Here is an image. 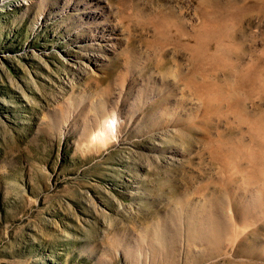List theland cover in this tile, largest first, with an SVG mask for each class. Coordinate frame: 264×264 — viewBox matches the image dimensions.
Returning a JSON list of instances; mask_svg holds the SVG:
<instances>
[{
  "label": "rangeland",
  "instance_id": "374dc122",
  "mask_svg": "<svg viewBox=\"0 0 264 264\" xmlns=\"http://www.w3.org/2000/svg\"><path fill=\"white\" fill-rule=\"evenodd\" d=\"M91 1L0 0V264H264L241 133L149 62L198 0Z\"/></svg>",
  "mask_w": 264,
  "mask_h": 264
},
{
  "label": "bare ground",
  "instance_id": "6f19581e",
  "mask_svg": "<svg viewBox=\"0 0 264 264\" xmlns=\"http://www.w3.org/2000/svg\"><path fill=\"white\" fill-rule=\"evenodd\" d=\"M101 1L92 0L91 4ZM158 8L148 18L137 20L151 31L146 47L153 54L149 62L154 63L156 74L175 87L181 84L227 118L230 128L241 133L232 149L239 156L249 154L252 178H263L264 184V29H260L264 0H198L193 19L181 18L171 5ZM116 22L111 20L109 27L117 26ZM168 51L184 55L186 63L173 60L174 66L170 65ZM114 120V115L104 118L103 135L111 130ZM115 127L118 129L117 123Z\"/></svg>",
  "mask_w": 264,
  "mask_h": 264
}]
</instances>
